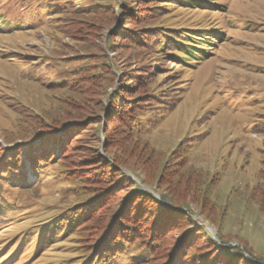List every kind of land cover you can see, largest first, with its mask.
Returning <instances> with one entry per match:
<instances>
[{
	"label": "rangeland",
	"instance_id": "rangeland-1",
	"mask_svg": "<svg viewBox=\"0 0 264 264\" xmlns=\"http://www.w3.org/2000/svg\"><path fill=\"white\" fill-rule=\"evenodd\" d=\"M47 2L0 0V145L4 146V140L12 143L5 148L23 146V140L32 133L39 134L51 122L64 119L73 109L72 99L78 98L74 92L58 89L56 80H61V84L68 79V71L78 68L75 60L84 54L81 53L84 45L75 37L54 36V24L44 13ZM155 3L162 13L157 24L214 30L218 39L212 37L209 47L203 48L206 54L198 53L194 61L182 67L157 58H135L140 51L121 49L124 42L117 43L123 30L121 12L126 9L143 10L151 3L135 5L134 0H78L73 9L80 16L94 8L112 4L117 17L115 25L108 29V23L102 20L105 26L100 29L94 46L90 44L88 50L102 51L106 36L115 34L116 37L112 38L115 46L109 55L121 71L115 76L114 87L118 84L130 87L133 85L132 75L141 74L148 82L153 81L154 86L160 85L159 90L163 88L172 103V108L163 116L156 119L154 115L149 116L150 126L135 150L131 143L122 142L119 145L117 142L118 145L114 143L116 145L109 152L119 164L127 160L129 165L125 167L140 171L145 178L148 176L142 171L153 167V179L146 181L152 189L156 188L159 194L166 195L176 207L189 206L199 214L202 211L201 216H209L211 222H220L225 240L233 246L247 248L256 258L264 261V208L260 207V204L264 205V199L258 196L257 191L262 184L259 172L264 162V135L257 136L252 132V127L264 116V0H185L184 4L194 3L186 7L177 4V0H155ZM91 18L95 17L81 19L84 24H92ZM99 19L95 22L99 23ZM130 57L135 60L129 62L127 58ZM157 64L163 66V72L158 70ZM150 65L157 67L151 75L148 76L147 71L141 72L144 66L151 69ZM102 85L103 91L111 94L113 88L109 84ZM132 90L130 87L135 96V89ZM105 104H102V109L99 107L107 115L102 119V129L99 122L86 127L88 129L80 141L77 139L74 144V160L77 161L71 164L75 170L82 171L84 166L80 159L89 158L97 145L92 141L98 133L96 131L99 130L102 147L105 145V129L111 132L110 138L122 131L116 123L106 125L110 118ZM90 109L92 104H86L83 112L88 115ZM95 110L98 111V108L95 107ZM22 111L25 112L23 115ZM39 117L45 120L39 121ZM89 121L90 118H87L86 123ZM36 124L40 127L37 128ZM17 131H20L18 135ZM60 138L55 142L53 155H47L52 164L41 171L42 175L33 172L25 152H12L24 163L23 170H27L28 177L22 188L18 187L17 181H11L12 187L4 184L3 192H0V204L6 206L0 207V264H78L76 253L68 250L75 242L65 234L54 235L41 250H34L36 240L40 238L39 230L46 229L52 219L62 217L76 201L54 165L60 154L57 152ZM39 142L33 145L38 147ZM180 142L191 145V165H179V175L173 183L159 182L162 165H167L168 169L175 166L173 161H169L174 158L170 154ZM98 150L103 154L100 147ZM149 150L159 154V165L155 166L153 157L151 164L154 165L142 164L141 159L149 155ZM105 158L110 160L107 156ZM155 167L158 168L157 173ZM84 172L92 173L93 170ZM191 172L193 177L195 174L205 177V185L197 191L193 186L197 179L185 180ZM122 173L137 183L139 189L148 190L130 172ZM189 182L193 184L189 185ZM10 208L16 210L14 217L12 211H7ZM203 217L194 215V229L204 228L215 239V230ZM148 227L145 225L142 229ZM48 234L46 231V236ZM22 236L28 239L20 242ZM177 236L178 233H171L169 240H175ZM137 255H143V250L132 248L128 257H121L115 263L128 264Z\"/></svg>",
	"mask_w": 264,
	"mask_h": 264
},
{
	"label": "trees",
	"instance_id": "trees-1",
	"mask_svg": "<svg viewBox=\"0 0 264 264\" xmlns=\"http://www.w3.org/2000/svg\"><path fill=\"white\" fill-rule=\"evenodd\" d=\"M76 1L78 0H48L44 13L47 15V19L54 24V36L71 39L75 37L81 40L80 43L84 45L83 52H81L84 54L81 57L77 56V60H75L78 68L68 71V79L61 84V80H56L59 83L58 89L74 92L81 99L76 97L72 99L73 109L66 114L64 119L56 117L59 122H51L39 134L31 131L32 134L23 140V146L16 145L14 148H8L12 143L7 140L2 141L4 146L0 145V192H3L4 184L11 188V181H17L18 187L22 188L28 177L27 170H23L24 163L17 158V154L14 155L12 152H25V157L33 167V172L36 175L37 173L42 175L41 171L52 164L51 158L47 155H53L55 142L57 138L61 137L58 140L57 148V152L60 154L54 160V165L58 169V175L62 176V180L70 187L69 193L76 201L74 207L68 209L62 217L52 219L46 229L39 230L40 238L38 241L36 240L34 250H41L52 241L54 235L65 234L72 239V242H75L68 250L76 253L75 259L78 260V264H116L117 259L128 257V251L132 248L143 250V255H137L135 260L128 261V264H264L263 260L256 258L247 248L233 246L229 240H225L222 237L220 222H211L209 216L205 218L201 216L203 215L202 211H200V215L189 206L176 207L171 200H167L166 195L159 194L156 188L152 189L146 181L153 179V167L142 171L148 176L145 178L141 176L140 171L125 167L129 165L127 160L119 164L117 158L109 152L117 142L118 144L131 143L135 150L150 126L149 116L154 115L155 119L163 116L172 108V103L170 104V96L166 91L162 90L163 88L159 90L160 85L154 86L153 81L148 82L141 74L134 73L132 75L133 85L130 87L135 89V96L130 91V87L121 84L114 87L115 76L121 71L119 65L109 55L113 52L112 48L115 43L112 38L116 35L106 36V41L103 42L105 48L103 46L102 51L88 50L90 44L94 46V42L100 36V29L105 26L102 24V20H106L108 29L115 25L117 17L113 6L109 4L105 7H97L87 12L88 14L79 16L73 12ZM184 1L177 0V4L185 5L184 7L194 4H184ZM134 2L135 5H143L144 2L151 4L143 10L142 8L136 11L129 9L127 11L126 9L121 12L123 30L117 43L124 42L121 49L130 48V50L140 51L135 55V58H139V56L157 58L165 60L167 64L182 67L194 61L198 57V53L205 55L206 52H203V48L209 47L212 37L218 39L214 30L201 31L157 24L162 13L159 8H156L155 0H134ZM159 4L160 2H158ZM90 16L95 17L91 18L93 23L84 24V20L81 18ZM97 18H100L99 23L95 22ZM59 58L61 60V55ZM127 59L129 62L135 60L133 57ZM161 65L157 67H159V71L163 72ZM152 67L146 69L144 66L140 70L141 72L147 71L149 76L155 68L157 69V67ZM102 84H109L110 88H113L111 94L107 95L106 91H103ZM119 98L121 102H119ZM101 99L102 102H100ZM104 102L108 106L106 107L110 118L106 125L116 123L122 128V131H118L113 138H110L111 132L105 129L103 131L105 138L103 147L99 130L96 131L99 134L96 133L92 141L98 146H95L89 158L80 159L84 166L82 171L75 170V166L71 164L77 161L74 160L76 157L73 152L76 147L74 144L77 139L80 141L81 136L88 129L86 127L99 122L100 130L102 129V119L107 115L99 107L102 109ZM86 104H92L88 115L83 112ZM95 107L98 108V111L95 110ZM24 113V111L21 112L22 115ZM87 118H90V121L86 123ZM40 119L45 120L39 117V121ZM36 127L39 128L40 124L39 126L36 124ZM19 132L17 131L16 135ZM252 132L257 136L264 135V116L252 127ZM38 140L40 141L38 147L34 144L36 149L33 143ZM5 146L8 147L5 148ZM190 146L184 142L177 145L170 154V156L174 155V158L169 160L171 163L173 161L175 166L168 169L167 165H162L161 169L163 170L158 176L159 182L163 180L165 183H173L176 176L179 175L178 166L191 165ZM98 147L103 150V154L98 152ZM36 150L38 152H33ZM142 150L141 152L145 151V148ZM148 153L151 156L147 155L144 160L141 159L142 164H155L156 166L161 157H157L159 154H155L151 150ZM7 154L9 155L4 158ZM105 156L110 160H106ZM151 159L156 162L151 164L153 162ZM91 168L92 173L84 172ZM158 168L155 167L156 173ZM123 171L134 175L139 183L148 190L139 189L138 184L134 183L130 177L123 176ZM192 173H189L185 180L188 182L189 180L193 181V178L197 179L193 185L197 191V188L205 185V177L195 173L196 177H193ZM259 174L262 176V184L257 187V191L258 196L264 199V162ZM189 183V185L193 184V182ZM171 194L169 196H172ZM259 202L263 201L259 200ZM261 206L264 208V205L260 204ZM0 207L6 206L0 204ZM7 211H12L11 215L14 217L15 209L10 208ZM194 215L203 217L215 230V239L204 228L194 229ZM5 221L7 220H3V222ZM145 225H149V227L143 230L142 227ZM46 231L49 232L47 236ZM174 232L178 233L177 238L169 240V234ZM22 239L27 240L28 237L22 236L20 242ZM166 240L169 242L167 243ZM199 242L202 244L200 245Z\"/></svg>",
	"mask_w": 264,
	"mask_h": 264
},
{
	"label": "water",
	"instance_id": "water-1",
	"mask_svg": "<svg viewBox=\"0 0 264 264\" xmlns=\"http://www.w3.org/2000/svg\"><path fill=\"white\" fill-rule=\"evenodd\" d=\"M213 232V231H212Z\"/></svg>",
	"mask_w": 264,
	"mask_h": 264
}]
</instances>
